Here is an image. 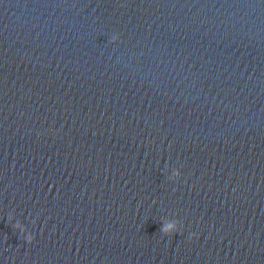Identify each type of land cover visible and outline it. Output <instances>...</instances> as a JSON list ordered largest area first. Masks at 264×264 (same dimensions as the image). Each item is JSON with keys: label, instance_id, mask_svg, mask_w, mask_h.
<instances>
[{"label": "water", "instance_id": "water-1", "mask_svg": "<svg viewBox=\"0 0 264 264\" xmlns=\"http://www.w3.org/2000/svg\"><path fill=\"white\" fill-rule=\"evenodd\" d=\"M0 70L179 263L264 264V0H0Z\"/></svg>", "mask_w": 264, "mask_h": 264}, {"label": "clouds", "instance_id": "clouds-1", "mask_svg": "<svg viewBox=\"0 0 264 264\" xmlns=\"http://www.w3.org/2000/svg\"><path fill=\"white\" fill-rule=\"evenodd\" d=\"M16 227H17V228H20L21 231H24V229L21 228V226H20L19 224H17ZM171 227H172V226L169 225L168 227L164 228L163 231H164L165 233H167ZM194 237H195V236L189 237V239H192V238H194ZM33 239H34V237H33V235H31V234L28 235V236L26 237V240H27L28 243H31V242L33 241Z\"/></svg>", "mask_w": 264, "mask_h": 264}]
</instances>
